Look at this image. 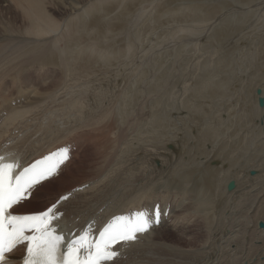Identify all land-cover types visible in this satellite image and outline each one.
Returning a JSON list of instances; mask_svg holds the SVG:
<instances>
[{"label": "bare ground", "instance_id": "1", "mask_svg": "<svg viewBox=\"0 0 264 264\" xmlns=\"http://www.w3.org/2000/svg\"><path fill=\"white\" fill-rule=\"evenodd\" d=\"M158 1L8 0L0 7V152L28 162L67 143L76 147L63 169L66 173L37 187L18 211H43L70 193L60 203L65 212L60 225L73 230L91 221L102 225L128 209L161 203V223L137 242L121 244V256L113 264H231V259L264 264V246L256 259L248 260L250 238L257 237L256 243L264 245V219L254 223L264 203V106L257 103L264 98V66L258 68L260 78L254 75L255 105L247 104L251 90L243 94L249 108H227L228 99L216 101L220 96L213 93L222 92L220 84L231 77L216 80V85L208 80L211 88L202 71L199 82L193 80L194 94L183 106L171 109L162 103L160 83H155V64L164 60L159 56L155 61V55L144 59L153 49L137 48L138 30L125 31L121 43L110 40L119 22L125 21L126 27L131 17L158 3L159 11L175 17L178 31L186 27L204 46L210 43V48L224 52L264 47V0ZM187 15L192 24L185 21ZM181 34L176 32L178 39ZM228 56L211 57L220 63ZM33 71L50 74L51 82L34 87L29 82ZM55 76L60 80L55 82ZM23 83L29 93L25 103ZM206 84L204 98L199 87ZM65 119V127L56 123ZM85 140L87 147H78ZM156 159L161 161L159 167ZM119 178L120 187L111 190ZM232 181L235 186L229 189ZM53 185L56 191L45 193ZM31 204L35 209L22 210ZM201 233L203 238L198 237ZM196 243L202 244L198 250L191 248ZM233 244L238 249L231 252ZM202 254L209 259H201Z\"/></svg>", "mask_w": 264, "mask_h": 264}, {"label": "rangeland", "instance_id": "2", "mask_svg": "<svg viewBox=\"0 0 264 264\" xmlns=\"http://www.w3.org/2000/svg\"><path fill=\"white\" fill-rule=\"evenodd\" d=\"M160 1L161 0H159L158 2H160ZM7 3H8V0H0V7H2L4 4L7 5ZM157 4L158 3H155L153 5H150V8H148V11H147L148 13L146 12L144 14V12H138V14H136V16H133V19L131 17V19H129L127 21L126 27L124 26V22L125 21L119 22V25L117 27V34L114 37H110V40L113 43H115V44L121 43L126 38V34L127 33H125V31L131 29V31H136L137 32V30H138V33L137 34L139 36V39L136 40L138 42V43L136 42L137 48L138 49H146L145 47H147L149 50L150 49H153V52L152 53H148V54L146 53V56H144V59L146 58V60H150L151 58H153L152 56L155 55V56H158L155 61H157L160 57H161L162 61L164 60L163 63H156V64L153 63V64H155V73H156V78L155 79H157V80H155V81H157L155 83H158V84L160 83V86H159V88L161 87L160 94L162 92V97H163V99L165 98L162 103L163 104H166L167 103L168 106H169V108H171V109H175V108H178V107L183 106L186 103V101L189 99V96H192L194 94V86H193V83L198 79V76L199 75H202L204 73L202 71H205L204 74L206 75V78H208L207 79V84L209 85V87H211L213 84L216 85L217 83L216 84L214 83V82H217L216 80L220 81L222 78L226 77L227 79L225 81H228L229 80L228 77L229 78L231 77L229 82H224V83L220 84V85H222V88L224 89V90L222 89L223 90L222 92L218 93L219 90L216 89V93H213L214 96L215 95H217L218 97L220 96L219 99H217L216 101L221 100L219 102H222L223 100L226 101L228 99V101H226V103H225V104H227V108L228 107H239L240 108V106L241 107L244 106L246 108H249L250 106H252V104L255 105V101L253 99L255 98V95L257 94V92H255V86H256L255 82L256 81L254 79V75L257 76L258 78L261 77V75H260L261 70L258 69V68L264 66V58H263L264 57V47L255 46L254 48L251 47L252 48L251 49L250 46H249V47H247L248 50H247L246 47H244V48L243 47L242 48H237V49L236 48H232V49H229L231 52L229 50H226V49H225V52H224L223 49L220 50V49H212V48H210L211 47V46H209L210 43H206V46H204V43L203 42L202 43H199L201 41L198 40L199 38L196 36L197 35L196 33H188L187 31H185L186 30V27L183 29V31L181 29L178 31V29L180 28V24L177 22V20L175 19V17L174 16L172 17V14L168 13V11H164L165 13L163 14V11L161 12V10L160 11L158 10ZM181 5L184 8H187L186 6H184V4H181ZM156 6H157V8H156ZM148 7H149V5H148ZM149 10L151 12H149ZM186 10H182V12H185L186 13ZM152 11H153V14H152ZM139 14L141 16H139ZM155 15L156 16L158 15V16L156 17ZM184 17H185L184 18L185 21L188 22V25L189 24H192L193 19H192V17L190 15H189V17H188V15L187 16H184ZM171 18H173V19L171 20ZM189 18H191V19H189ZM145 19H146V21H145ZM169 20H171V21L169 22ZM190 20H191V23H190ZM133 22H134V24H133ZM186 22H184V25L185 26H188L186 24ZM134 28H137V29L135 30ZM146 30H147V35H146ZM187 30H188V28H187ZM139 31H142L143 34H142V32L140 34ZM175 31L177 32L178 37H179V34H181V31L184 32V33L186 32V35L184 33H182L180 35V39H178ZM123 35H125L124 39H123ZM142 35H144V36H142ZM173 35H175V37H173ZM172 37H173V39H171ZM196 38H198V39H196ZM194 39H196V40H194ZM127 41L128 40L126 39V41H124V43H126ZM138 44H140V46ZM175 44H176V47H175ZM146 45H149V46H146ZM179 47H181V48H179ZM258 48H260V49H258ZM261 48H263V49H261ZM177 49H178V51H177ZM207 49H209V50L207 51ZM256 49H258V50H256ZM255 50H256V52H255ZM261 50H263V51H261ZM179 52L181 53V55H180ZM213 52H215V54ZM216 52L218 54H216ZM258 52H260L261 55ZM226 53H228L229 56H228V60L226 62H220L221 64L223 63V65H220V63L215 62L214 61L215 58H212L213 56L217 57L218 55L220 56V55L226 54ZM254 53H257L258 55L255 54L256 55L255 56ZM175 54H177L176 55V57L178 56L177 58H175ZM188 54H190V55H188ZM182 56H183V58H182ZM206 56L209 57L210 60H206L207 59ZM179 57H180V60L181 61L179 60ZM165 59H166V61H165ZM203 60H204V62H203ZM238 61H239V63H238ZM214 69H215V71H214ZM221 72H222V74H221ZM230 72H231V74H230ZM29 77H31V81H32V82L31 81H29V82H30V84L34 85V87H39V86L42 87V82H43V84H46V83L49 84L51 82L50 80H52V77H51L50 74L49 75L42 74V71H40L39 73H36L35 71H33V73L29 75ZM158 77H161L162 79H159ZM211 77L213 79H210ZM244 77H246V78H244ZM235 78L236 79L238 78V81ZM242 78H244V79H242ZM53 79L55 80V82H57V80L58 81L60 80V77L59 76H55ZM247 79L254 81L252 86H250V85L247 84L249 82V80H247ZM158 80H159V82H158ZM193 80H194V82H193ZM208 80L210 82L212 80L213 84L208 83L209 82ZM240 81H243V82L240 83ZM244 81H245V83H244ZM198 82H199V79H198ZM231 82H233V83H231ZM226 83H228V84H226ZM207 84H206V87H204V86L199 87L200 88L201 95L205 93L204 98L207 97L206 96V94H207L206 92L208 90ZM223 84H224V86H223ZM225 84L227 86H225ZM234 84H237V85H234ZM244 85H245V89H244ZM227 87H229L230 89L227 88ZM236 87H237V89H236ZM12 88L13 87H11L10 89H12ZM39 88H37V89H39ZM37 89H35V91H37ZM162 89H163V91H162ZM225 89H226V91H225ZM241 89H243L244 91H242ZM246 89H248V90H246ZM16 90H14L12 93H14ZM21 90H22V92L24 94V97L26 96L24 99H22V101H24V103H25L26 100H27V96L29 97L28 87L25 86V84L23 83V87H21ZM232 90H233V92H232ZM250 90H251L252 94L251 93H249V94L247 93V91L249 92ZM157 92L155 93V95L157 94ZM168 92H169V94H168ZM190 92H191V94H190ZM245 92L248 95V97H247L248 99L247 100L250 101V99H251V101L247 103V104L250 103V106L249 107L247 105H245L246 102L244 103V96H243V94ZM166 98H167V100H166ZM242 98H243V100H241ZM239 101H241V102H239ZM257 103L259 104V100H257ZM191 104L192 105H195L192 102H191ZM256 119L257 118L251 120V123H250L251 126L254 124V121ZM56 123L57 124L60 123L61 124V127H65L66 124H68V123H66V119L65 120H62L60 122L57 121ZM70 123L71 122H69V124ZM84 144L87 147L88 142L86 140H85V142L84 141H81L79 143V146L78 147H81L82 145L84 146ZM86 147H84L83 150ZM89 147L90 146H88V148ZM167 148L169 150H172L173 149L172 144L169 143L167 145ZM87 149H86V153H85V156L86 157L88 156V152H87L88 150ZM154 163H155V165L157 167H159L161 165V161L159 159H156ZM252 166L254 168H256V169L258 168L256 166V164H255L254 161L252 162ZM262 166L264 168V163H262ZM257 171L260 172V170H257ZM62 173H66V171H63ZM115 182H112V184H111V190H116V189H118L120 187V185H121L120 178L117 181H115ZM54 191H56L55 190V185L49 187L45 191V193H50V192L51 193H54ZM35 207H36L35 204H31V205H29L28 207H26V208H24L22 210L28 211V210H31V209H35ZM263 219H264V203H263V211L261 212V214L258 217V219H255L254 220L255 225L257 224L258 221H262ZM168 235H170V236H168ZM202 235L203 234L201 233V235L200 236L198 235V237L199 238L200 237L203 238L204 235L203 236ZM166 236L172 238V237H174V234L168 233V234H166ZM176 237L177 236L175 234V237L174 238H176ZM256 238L257 237L250 238V242L252 244V247H251V249L249 251V257H248V260L249 261H252V260L256 259L257 256L259 255V250L258 249L259 248H262L264 246L262 244V242H260V243L257 244L256 243ZM201 246H202V244L200 245L199 243H196L193 246H191V248L192 247L193 248L195 247L194 249L198 250V249L201 248ZM194 249H192V250H194ZM236 249H238V244H233L231 246V252L234 251V250H236ZM236 255L240 256L237 253H236ZM201 259L208 260L209 259V255L202 254ZM241 260L242 259H240L238 262H236L234 259H231L230 262H231V264H239L241 262ZM226 262L227 261H225L224 264H226ZM255 264H258V263H255Z\"/></svg>", "mask_w": 264, "mask_h": 264}, {"label": "snow or ice", "instance_id": "3", "mask_svg": "<svg viewBox=\"0 0 264 264\" xmlns=\"http://www.w3.org/2000/svg\"><path fill=\"white\" fill-rule=\"evenodd\" d=\"M67 159L68 150L62 149L14 175L19 164L5 162L6 157L0 156V264H9V255L20 245H26L25 254L12 259H22L23 264H108L119 256L117 244L136 241L138 234L160 223L158 208L154 214L139 211L133 216L114 217L98 237L89 229L66 239L55 226L62 215L55 204L44 211L15 214L14 206L43 181L59 175Z\"/></svg>", "mask_w": 264, "mask_h": 264}, {"label": "water", "instance_id": "4", "mask_svg": "<svg viewBox=\"0 0 264 264\" xmlns=\"http://www.w3.org/2000/svg\"><path fill=\"white\" fill-rule=\"evenodd\" d=\"M258 92H259V94H260V93H261V89H259ZM259 102H260V105H261V106H264V98H263V97H260ZM253 172H254V171H253ZM234 186H235V182L232 181V182L229 184V189H232ZM263 225H264V223H263Z\"/></svg>", "mask_w": 264, "mask_h": 264}]
</instances>
